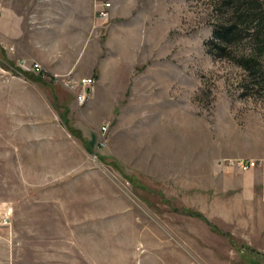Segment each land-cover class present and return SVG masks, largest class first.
Here are the masks:
<instances>
[{
  "label": "rangeland",
  "instance_id": "374dc122",
  "mask_svg": "<svg viewBox=\"0 0 264 264\" xmlns=\"http://www.w3.org/2000/svg\"><path fill=\"white\" fill-rule=\"evenodd\" d=\"M101 1L79 38L84 4L75 19L71 0L57 18L38 0H0V24L17 33L0 31V207H11L0 264H53L67 230L96 264H140L137 235L186 250L184 238L206 231L222 261L264 264V169L234 165L264 162V34L249 75L248 41L224 54L208 43L217 0H108L106 22L95 18ZM34 63L55 82L38 83ZM92 67L98 80L79 104Z\"/></svg>",
  "mask_w": 264,
  "mask_h": 264
},
{
  "label": "crops",
  "instance_id": "0c3cea01",
  "mask_svg": "<svg viewBox=\"0 0 264 264\" xmlns=\"http://www.w3.org/2000/svg\"><path fill=\"white\" fill-rule=\"evenodd\" d=\"M38 1L40 2V3L38 2V7L41 9L42 7L50 8V13H51L50 15L54 18L58 17L59 7L64 6L62 0H38ZM60 1L62 2L61 4H59ZM94 1L95 0H71V2L73 3L75 19L82 18V16H84V15L81 16L80 14V12L82 11L81 10L82 7L80 6V4L86 5V8H85L87 12L86 16L87 18H89L87 25L81 24V22H74L72 24V27L75 30L76 35H79V38L83 37L86 31L88 32L89 25H90L89 21L91 22V16L94 13L93 12L94 11V4H93ZM74 3L76 5H74ZM6 22H4L5 23L4 25L0 24V31L6 32L7 34L11 36H16L17 33L15 32L13 33L10 30ZM38 64L48 73H50L44 66H42L40 63ZM72 69L77 74L76 68L73 67ZM86 74H88V76H94V75L97 76L96 80H94V83L95 81L98 80L99 73L95 67H92ZM86 74H85V77H87ZM80 136H81V133H80ZM81 139L83 140L85 146L90 149L89 141L88 142L85 141L82 136H81ZM249 189H250V192H248L247 195H244V196L248 198V201H251V199L254 198V193L252 191L251 186L248 188V190ZM81 231H82L81 235L89 234V233H86V230H81ZM74 234L75 233L71 230H67L65 233L63 232L62 236L66 237V241H65L66 245L60 246V247L59 246L51 247V251H52L51 261L53 262V264H96V262H92L90 258H88L84 254V251L79 250L78 246L76 247L74 243H72V236ZM160 235H161L160 233H155L153 235L154 239H152L151 243L148 242L144 238V236L141 239L139 238L140 237L139 235L134 237L135 241H139L145 244L146 250H145V253L139 259L140 264H197V263L199 264H230L220 259V255H223L225 251L223 243H221L217 239V237H215L214 234L209 233L208 231L202 232L201 234H196V233L192 234L194 238L196 236V239L184 238L182 240L186 247V250L194 254V257L197 259L196 261L192 259V257L188 255L187 251L182 249L181 246L174 247L170 245L169 242L166 241V239L164 238L161 239ZM106 241H107L106 237L101 236V233L98 234V243L100 245L101 243L106 244ZM250 250L252 252L253 251L260 252L259 250H255L251 247H250Z\"/></svg>",
  "mask_w": 264,
  "mask_h": 264
},
{
  "label": "trees",
  "instance_id": "16d2710c",
  "mask_svg": "<svg viewBox=\"0 0 264 264\" xmlns=\"http://www.w3.org/2000/svg\"><path fill=\"white\" fill-rule=\"evenodd\" d=\"M215 6V11L220 10V12H218L211 39L208 43L214 51L224 54L222 52L231 48L232 44L237 41L243 39L248 41L251 46V54L249 57L243 58L239 65L247 74H252L260 54V49L257 48V41L259 36L264 34L263 17L259 13L261 7L258 0H217ZM221 10L223 11L221 12ZM21 74L24 77L27 76L25 71H21ZM31 76L33 77V75ZM35 79L38 80V83L42 82L38 76ZM53 106L55 107V105ZM60 119L63 121V115H60ZM66 130L72 137L81 141L84 149L90 152V149L85 146L81 139L79 131L69 127H66ZM185 214L204 220L196 213L186 212ZM210 230L215 231L212 227Z\"/></svg>",
  "mask_w": 264,
  "mask_h": 264
},
{
  "label": "built area",
  "instance_id": "2783aa9c",
  "mask_svg": "<svg viewBox=\"0 0 264 264\" xmlns=\"http://www.w3.org/2000/svg\"><path fill=\"white\" fill-rule=\"evenodd\" d=\"M108 0H103L98 4L96 9L95 18L100 22H106L108 20V12L106 10ZM32 73L38 75L41 80H48L49 82H55L54 75L48 73L44 70L39 64L34 63L31 66ZM94 80L90 78L80 79L79 82V93L77 96V102L83 104L89 94L93 90ZM66 88H69V85H66ZM234 165L240 170H249L261 166V169H264V162L257 160H238L234 162ZM259 168V167H258ZM11 215V207L7 204H2L0 207V226H7L9 216Z\"/></svg>",
  "mask_w": 264,
  "mask_h": 264
}]
</instances>
